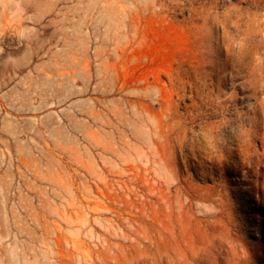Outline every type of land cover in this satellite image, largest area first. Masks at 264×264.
<instances>
[{"label": "rangeland", "instance_id": "374dc122", "mask_svg": "<svg viewBox=\"0 0 264 264\" xmlns=\"http://www.w3.org/2000/svg\"><path fill=\"white\" fill-rule=\"evenodd\" d=\"M0 264H264V0H0Z\"/></svg>", "mask_w": 264, "mask_h": 264}]
</instances>
